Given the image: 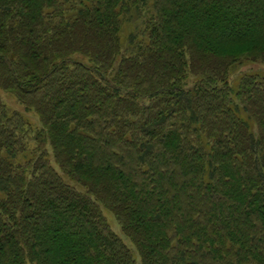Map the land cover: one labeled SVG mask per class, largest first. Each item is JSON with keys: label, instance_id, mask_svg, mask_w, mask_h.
I'll return each instance as SVG.
<instances>
[{"label": "trees", "instance_id": "trees-1", "mask_svg": "<svg viewBox=\"0 0 264 264\" xmlns=\"http://www.w3.org/2000/svg\"><path fill=\"white\" fill-rule=\"evenodd\" d=\"M242 59L264 64V0H0V89L38 117L0 102V264H264Z\"/></svg>", "mask_w": 264, "mask_h": 264}, {"label": "rangeland", "instance_id": "rangeland-1", "mask_svg": "<svg viewBox=\"0 0 264 264\" xmlns=\"http://www.w3.org/2000/svg\"><path fill=\"white\" fill-rule=\"evenodd\" d=\"M264 74V64L258 61H251V60H244L242 59L239 64L231 68L230 70V86L236 87L239 80L242 78V76L247 74ZM0 102L5 104L6 107L10 112L13 111H20L25 114V116L32 121L33 123H38V117L34 112H26L24 111L23 106H21L16 98L12 96L10 93L0 89ZM51 163L54 166V168L59 171L58 166L56 162L53 160L52 157H50ZM103 214L106 217L109 226L111 230L122 240V242L131 250V252L134 254L136 261L139 263L140 258L138 256L137 250L135 245L130 241V239L125 236L122 232V229L118 222L116 221L114 215L108 211L103 209Z\"/></svg>", "mask_w": 264, "mask_h": 264}]
</instances>
